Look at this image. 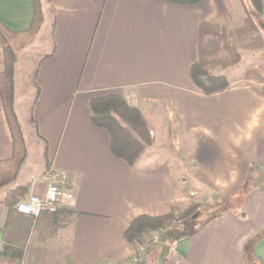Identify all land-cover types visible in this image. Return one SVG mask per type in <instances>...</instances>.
Masks as SVG:
<instances>
[{
	"label": "crops",
	"instance_id": "obj_1",
	"mask_svg": "<svg viewBox=\"0 0 264 264\" xmlns=\"http://www.w3.org/2000/svg\"><path fill=\"white\" fill-rule=\"evenodd\" d=\"M240 1L41 0L46 52L32 79L15 71L27 155L11 189L27 186L25 197L44 196L53 175L66 183L57 209L38 214L0 198V251L8 245L21 252H0V262L264 264V58L211 94L191 76L200 24L223 18ZM34 11V0H0V21L13 31L28 29ZM4 67L0 39V72ZM109 93L123 95L148 121L159 108L170 133L178 135L179 123L190 139L194 178L221 197L209 216L195 213L153 233L139 257L124 236L132 219L185 209L197 191L184 186L167 158L149 152L131 164L112 151V134L93 121L90 105ZM13 149L0 97V160Z\"/></svg>",
	"mask_w": 264,
	"mask_h": 264
},
{
	"label": "trees",
	"instance_id": "obj_2",
	"mask_svg": "<svg viewBox=\"0 0 264 264\" xmlns=\"http://www.w3.org/2000/svg\"><path fill=\"white\" fill-rule=\"evenodd\" d=\"M178 4H195L202 0H168ZM35 11L32 23L28 29L21 31H13L8 29L0 21V39L3 44L5 54V67L0 72V97L3 102L4 110L7 116L13 139L14 149L13 155L8 159L0 160V188L6 186L16 179L19 170L27 155V148L24 138L22 126L20 124L15 109V52L16 48L22 46L35 32L42 26L44 13L42 10L41 0H34ZM245 16L243 25L237 28V31L249 33L251 45L255 48L264 46V29L260 25V21L264 22L263 0H242ZM255 16L257 18H255ZM215 24L210 21H204L200 24V58L191 65V76L197 86L206 94L222 91L230 86V82L224 73H210L205 69V51L209 44L210 35L213 33ZM225 47L233 54L235 60L239 61L241 56L238 50L227 42ZM92 109V119L98 124L105 126L112 134V151L121 157L127 159L131 164L137 160V152L134 149L127 152L128 142L121 140V135L131 134L132 130L123 122L118 120L115 115L117 113L126 122L132 124L134 130H138L137 126H145L146 119L141 110L130 105L123 95L118 93H109L103 96L92 98L90 101ZM136 142L138 140L135 139ZM27 186H17L10 190L3 202L12 205L18 203L27 192ZM198 207L197 203H192L186 209L180 210L173 208L170 212L153 216L149 214H139L132 219L129 226L124 231V236L135 246V256L139 257L141 248L152 239L151 232H162L174 220L192 213ZM179 210V211H178ZM142 235L149 236V240H141ZM9 249L14 254H20L17 248L3 245L0 252L6 253Z\"/></svg>",
	"mask_w": 264,
	"mask_h": 264
},
{
	"label": "rangeland",
	"instance_id": "obj_3",
	"mask_svg": "<svg viewBox=\"0 0 264 264\" xmlns=\"http://www.w3.org/2000/svg\"><path fill=\"white\" fill-rule=\"evenodd\" d=\"M243 17L244 8L242 1H240V3L237 2L235 5H231L228 13L223 18L213 21L215 24L213 26L214 31L210 35L209 44L205 51V69L208 72L215 74L224 73L228 80H230L233 76L239 77L246 64L257 60L260 57L264 58V46L260 48L253 47L251 45L249 33L237 31V28L243 25ZM41 29L42 28L40 27L22 46L14 50L15 71L17 66V70L20 72L22 77V74H24L23 71L26 70L25 72L30 73V78H33L34 67L39 57L46 52L47 43L45 39L48 37H45L42 34L43 30ZM227 42L233 44V46L238 50L241 56L239 61L233 62V59L235 60V54L231 53L225 47ZM27 76L28 75L26 74V77ZM115 115L118 117V120L123 122L125 125H128V127L132 130L131 134L121 135V140L123 139L128 142V146L126 148L127 152H131L135 149L137 152V158L149 152L151 154L167 158L168 161L172 162L176 171H181L184 186L186 188L192 187L195 191H197L196 197L192 203H197L198 207H196L189 215L186 214L183 217L174 220L170 225L177 221L188 219L195 213H198L197 218L199 220L212 214V209L218 206V202H220L216 200H220L221 197L218 196L212 185L208 182L203 180H198L197 182V179L194 178L199 177V174L197 173L196 168L192 166V162H190V139L189 137H186L187 133L182 131V126L177 123L179 131L181 130L183 133L180 131L177 135L175 129L172 133L168 132V120L164 113L156 107L152 108V116H150L151 119L148 121L147 118L149 117H145V126H137L138 130L136 131H133L134 128L132 124L126 122L117 113H115ZM22 120L25 124V118ZM177 136H179L182 140L183 146L181 148L180 143L176 141L175 144L174 142ZM135 139L138 140V142H136ZM15 183L16 180L14 179L6 186L0 188V198L3 199L5 195L12 190L11 187L14 186ZM156 232L158 231L151 232L150 237ZM142 236L149 239V236L147 235Z\"/></svg>",
	"mask_w": 264,
	"mask_h": 264
},
{
	"label": "built area",
	"instance_id": "obj_4",
	"mask_svg": "<svg viewBox=\"0 0 264 264\" xmlns=\"http://www.w3.org/2000/svg\"><path fill=\"white\" fill-rule=\"evenodd\" d=\"M66 183V177L64 175H53L52 181L49 187L46 189L44 196L38 194H28L25 198H22L17 203V209L28 214H38L42 209L48 208L51 210L57 209V200L62 193L61 185ZM156 239L159 237L156 235ZM154 238V239H155ZM138 259L135 258V261ZM132 263V262H130ZM0 264H31L25 261L14 262H0ZM126 264H129L126 263Z\"/></svg>",
	"mask_w": 264,
	"mask_h": 264
},
{
	"label": "water",
	"instance_id": "obj_5",
	"mask_svg": "<svg viewBox=\"0 0 264 264\" xmlns=\"http://www.w3.org/2000/svg\"><path fill=\"white\" fill-rule=\"evenodd\" d=\"M259 23L262 26V28L264 29V22L263 21H260Z\"/></svg>",
	"mask_w": 264,
	"mask_h": 264
}]
</instances>
